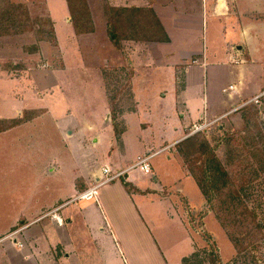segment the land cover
I'll list each match as a JSON object with an SVG mask.
<instances>
[{
	"label": "rangeland",
	"instance_id": "rangeland-1",
	"mask_svg": "<svg viewBox=\"0 0 264 264\" xmlns=\"http://www.w3.org/2000/svg\"><path fill=\"white\" fill-rule=\"evenodd\" d=\"M14 1L26 3L32 17H39L40 21L36 24V30L31 32L0 36V119L15 117L18 113L15 107H40L45 108V112L25 124L0 132V237L9 232L10 226L20 224L22 216L29 218L37 212L42 197L51 198L44 191L46 185L54 187V183L42 181L51 167L50 164L58 166L54 171L55 176H50L51 179L63 181L61 179L67 178L68 174H83L87 169L99 173L100 179H104V163L110 165L112 172L118 167L127 166L128 158L134 159L135 154L142 149V139L145 141V138L153 137L157 141L151 147L150 153L155 155L149 164L158 173L160 188L168 185V189L172 190V217L169 214L167 218L163 209L170 202L162 203L154 198L157 193L135 196L133 201L138 205L142 202L156 205L153 208L156 211L154 220L157 222L152 223V228L149 223L156 239L128 243L117 236L113 223H121L117 220L124 216L123 224H128L126 220L132 218L131 199L122 198L119 193L115 197L111 194L107 195L109 202L106 203L101 192L111 185L99 190L97 188L91 198L78 203V229L84 238L79 240L75 232L70 237H64L68 241L76 235L75 240L82 242L80 251L90 253L83 262L135 264L137 261L141 264H171L174 261L169 260L170 252L166 253L164 250L173 244L176 230H173V235L169 219H175L176 214H183L184 210L186 212L187 208H191L192 211L188 214V219H192L189 230L200 247L196 246L195 253L184 264H264V164L260 163L263 152L256 150L254 154L255 148L264 150V97L260 99V103L251 102L244 106L238 111L239 115L231 114L194 132V126H204V123L197 122L205 118L215 98L217 101L214 102L225 101L226 106L229 105L227 93L221 91V86L227 85V82L223 83L219 73L216 76L212 66H208V74L204 75L202 56L204 44L211 47V42L215 48L219 45L220 54L223 53L220 48L224 47L223 40L219 44L215 36L219 32L221 34L224 27V40L227 45L230 40L227 35L233 34L230 25L237 22L236 17H221L222 21L218 20L220 25L216 26L212 18L206 16L204 23L207 11L202 7L203 0H176L177 3L173 4L176 12L171 7V15L174 20L182 21H176L171 45L162 46L161 42L151 44L149 41H141L151 47L154 51L152 55L145 50L141 52L139 48H133L130 43L126 48L119 43L116 50L113 48L110 33L105 30L104 10L107 3L136 4L142 0H88L96 31L82 35L75 34L73 30L66 0ZM211 1L216 0H210V3ZM252 3L255 7L251 15V22L255 25L251 30L253 54L250 59L244 56L242 62L246 63L243 66L247 71L245 86L249 83L247 94L251 93L253 87L264 86L263 78H254L263 77L264 74L257 69L254 73L249 65L255 60L258 61L256 64L264 67L260 63L264 61V0H252L251 5ZM170 4L171 1L169 6ZM214 4L216 5L213 2L210 6L214 7ZM223 5L222 11L225 13L237 10L236 4L231 0H226ZM249 6L248 3L243 4L241 19L245 22L248 20L243 12ZM51 19L54 21V33L51 32V23L48 22ZM227 22L229 24L225 26ZM168 26L170 32L173 31L170 23ZM189 47L194 51H184ZM195 53L200 56L196 57L199 61L194 62ZM225 69L229 70V66L226 65ZM262 71L264 73V68ZM213 77L220 79L217 86V79ZM39 79L42 85H49L41 93L33 94L30 88ZM104 79H107L108 91L113 96V119L118 115V94L123 92V97L126 98L123 103L132 100L129 94L131 81L137 101L143 102L146 109L152 104V112L141 109L133 114L127 110L125 128L120 124L117 126L118 122L114 121L116 128L113 129L105 123L104 108L109 100L104 92ZM182 87L189 98L193 99V119L201 115L202 117L193 124L190 137L177 147L162 148L165 141L159 142L160 139L171 140L178 136L172 137L171 134H179L181 116L176 110L178 101L175 99V91ZM21 88L25 89V93L20 92ZM3 97H8L9 100L2 101ZM86 124H90L92 128H88ZM204 145L206 150L215 153L230 177L237 180L236 187L242 183L241 177H248V184L240 190L241 199L255 213V220L249 216L241 227L224 225L216 211L219 206L216 203L210 204L203 198L201 188L193 175H180L178 183H175V173L181 172V164L185 163L192 174L189 164L195 154L204 155ZM155 172L145 174L136 168L128 171V177L122 176L106 184L119 185L125 179L128 183L124 187L133 193L134 187L130 185L133 180H139L138 185L149 186L150 183L154 184ZM97 182L93 180L90 186ZM40 184L43 190L37 188ZM178 188L182 192H178ZM203 204L204 208H201ZM44 222L59 226L58 215L55 214ZM158 223L161 225L155 229L153 226ZM249 227L253 228L250 230ZM247 228L252 233L245 239L243 235H246ZM52 236L55 238L57 233ZM48 237L51 241V233ZM233 238L246 248L238 251ZM1 242L5 243L2 240ZM9 243L14 245L10 254L15 257L20 250L14 244L13 238ZM188 245L189 243L186 247ZM154 248L159 251L160 261ZM146 257L149 259H145Z\"/></svg>",
	"mask_w": 264,
	"mask_h": 264
},
{
	"label": "crops",
	"instance_id": "crops-1",
	"mask_svg": "<svg viewBox=\"0 0 264 264\" xmlns=\"http://www.w3.org/2000/svg\"><path fill=\"white\" fill-rule=\"evenodd\" d=\"M170 1H171V4L169 6ZM216 1H213L216 3V5L214 4L215 5L214 7L210 6L211 3H213L212 1L210 3V0L201 1L203 2L202 7H204V9L207 11V14H205V11H204V14H205L204 23H205L206 16H210L212 18L213 24L216 26H219L220 25L219 21H222L221 17L228 18L232 15L233 17H236L237 22L230 25L233 31V34L227 35V38L230 39L228 40L227 45L225 44V40H224L225 34H226V31H224V27H222L221 34L219 32L220 36L219 35L215 36L219 40V44L221 42V39L223 40L224 47L222 46L220 47L221 51L223 52L222 54H220V51L218 48L219 45L215 48L213 45L214 43L212 42H211V47L208 44L207 45L204 44V56H202V58L204 59V75L208 74V66H212L213 70L216 71V74H217L216 76H218V73H219L221 75L219 78L223 79V83L227 82V85L221 86V91L223 93H227L229 105L226 106L225 101H223V103L214 102V101H217V98H215V100L212 102L211 110L206 114V116H204L205 118L203 120L197 122L198 120L201 119L202 115L198 118L193 119V113H192V107H191V103L193 99L189 98L188 94H186V91H184L183 87H182L183 89L181 88V90H179L178 88V91L177 90L175 91L176 92L175 99L178 101L176 110L179 111L180 116H181V121L179 123L180 130L178 131L179 134H175V133L171 134L172 137H175L178 135L177 137L171 140H167L165 138L160 139L159 142L165 141L164 144H162V148L177 147L179 143L186 140L188 136L190 137L191 134H187V131L193 128V124H195L196 122L212 124V123L220 121L224 117H228L231 114H238V111L244 107L245 103H247L249 100L253 99L256 95L264 91V86L263 87L262 86L253 87L254 89H252L251 93L247 94L246 90H248L247 87L249 86V83H248V86L246 87L245 84H246V72L247 71L245 69V66H243L246 63L242 64L244 56L250 59V55L253 54V48L251 47V43L253 40V38L251 37V30L254 28L255 25L251 22V15L254 13V10L252 9H254L255 7L253 3L251 5L252 0H231L232 2L236 4L237 10L226 12V13L225 11H222L223 6H224L223 2H226V0H216ZM176 3H177L176 0H142L140 2H137L136 4H108L107 3V5L140 6V7L151 6L156 12L159 20L164 26L166 33L168 34L170 41H171L172 36H173L172 34L176 30V25H177L176 21H179V22L182 21V20H174V18L171 15L172 14L171 7H173V4H176ZM246 3H248L250 6L245 12H243L245 14V18L248 20L245 22L241 19V13L243 10V4L245 5ZM172 9L174 10V7ZM105 17H106L105 30L109 32V25H108V19H107L106 14H105ZM168 23H170V26L173 29V31L171 32H170ZM228 24L229 23L227 22V25L226 24L224 25L228 26ZM94 25H95V21H94ZM95 31H96V26H95ZM110 38L112 40L111 35H110ZM170 41L164 42V43L161 42V44L162 46L168 45V44L171 45ZM121 43H122V46H125V48L128 47L130 43L131 46H133V48L135 47L139 48L141 52L145 50L147 52H150L152 55L154 52L152 51L151 47L144 45L143 42L141 41L122 40L120 44ZM133 43L135 45H133ZM152 43L157 44L158 42H151V44ZM140 44H143V45H140ZM139 45L142 47H140ZM113 48L115 49L117 48L116 44H114ZM186 50L189 52L194 51L190 47L188 49H185L184 51ZM197 51L198 50H196V52ZM194 55H196L195 58L193 59L195 62L198 60V58L196 57H199L200 54L195 53ZM256 63H258V61L254 60V63L249 64L251 67V71L253 70L255 73V69H257L263 75L264 73L262 69L264 67ZM260 63L264 64V61ZM13 64L15 65L16 63L14 62ZM226 65L229 66V70L225 69ZM205 67L207 68V70ZM258 74L260 76V73ZM254 78L264 79V76L254 77ZM213 79H217V77H213ZM220 79H217L216 86L218 82L220 81ZM99 80H103V79H98V81ZM177 81L180 82V80L178 79ZM37 82L38 83L35 85L36 87L33 86L32 88H30V91H32L33 94L41 93L44 90V88L49 85V84L42 85L40 83V79ZM132 86H133V82L131 81L129 85L130 87L129 94L132 99L131 102L123 103V100L126 99L125 97H123L124 96L123 92H120L118 96L116 97V100L119 105L118 107L119 110H118L117 117L115 115L116 118L113 119L114 116L111 110L113 109L111 108V104H112L111 99L113 98V96H111V92L109 93L108 91L109 86H108L107 79H104V83H103L104 92L107 95L106 98L109 100V102L106 104V107L104 108L105 123H107L108 125H111L113 129L116 128L114 126V121L118 122L117 126H119L120 124V126L122 125L125 128V123L127 121L126 119L127 110L133 114H137L139 110L141 109L147 110L149 112H152L153 110L152 108L154 106L152 104H149L148 109H146L145 105H142L143 102L137 101V98L135 97V93H134V88ZM20 90H22L20 91L22 94L25 93V89L23 90V88H21ZM21 93L17 92V94L19 95ZM204 97L206 96L204 95ZM6 98L8 97H3L1 99L2 101L9 100V98L8 99ZM130 105L132 107H130ZM15 108H16V112H18L16 116L12 118H4V119L22 118L25 114V111L41 110L42 112L36 116H39L45 112V108H40V107H35V108L23 107L21 109H17L18 107H15ZM36 116H34L33 118H35ZM33 118L28 119L27 121L23 123L25 124L31 121ZM239 119L240 117H238V120ZM86 126L88 128H92L90 124H86ZM115 137L118 138V136H115ZM142 141H143L142 142L143 144L141 147L142 149L135 154L134 159L128 158V163H126L127 166L118 167L115 169V171L125 170L132 164L133 161H135V159L137 160L138 157L149 154L151 151L150 150L151 147L153 145H156L157 140H154L153 137H149V138H145V141L142 139ZM181 162L183 163L184 160H182ZM50 165L51 167L48 169V172L46 173V175H44V178L42 179V181H46L45 183L47 182L54 183L53 185L54 187L49 186V185L45 186L44 192L48 193V195L51 196V198L49 199V198L42 197L40 199V205H39L40 208L38 209L37 212H34L33 215L29 218L28 217L25 218L22 216L20 220V224L10 226L9 232L6 235L0 237V241L1 240L5 241L4 244L2 242L0 243V245H2V247L0 246L1 247L0 264L2 263L3 264H87L83 262V260H86L85 257L90 253L87 254L85 251H80L81 249L80 243L82 242L78 241V239L80 240V238L82 239L84 238V236L81 237L82 236L81 232L78 229V224H80L78 223L79 215H80V212H79L80 207L78 203L80 200H85V199L75 200V197L82 191L86 190L87 188L92 187L94 184L90 186V183H92L93 180L96 181L98 178H100V174L96 173L93 170L87 169L85 170L83 174H81L80 172L79 174L71 172L72 174L70 175L68 174L67 178L61 179L63 181H60L59 179L58 180L51 179L50 176H53V177L55 176L54 171L58 169V166L53 163ZM102 167L110 168V165L107 163H104ZM180 168H181V172L179 174L177 172L175 173V177L177 179L176 180L177 182L175 183H178L179 181L178 177H180V175L188 174L189 176H192V174L189 173L188 169L186 168L185 163L181 164ZM128 171L123 175V178L128 177L127 175ZM153 171L155 172L154 169H152L151 172ZM157 175H158L157 172L153 174L154 184L150 183V185L148 184L149 186H146V187H144L145 186L144 184L138 185L137 183L140 182L139 180H133L132 183H130V185L134 187L133 193H131V191L127 190L124 187V184L126 185V183H128L127 181H125V179H122V183H118L119 185H115L116 183H112L109 185L104 184L98 187V190H99L100 188L103 189V188H106V186L111 185L110 188L104 189V191L101 192V197L104 199V202L106 203L109 202L107 195L113 194V196L115 197V194H118V193L120 194L122 198L129 197L128 199L129 200L131 199L132 201V205H133V207L131 206L132 218L126 220V223L128 224L126 225L123 224V220L125 219L124 216H120L121 218L117 220V221H121V223L120 222L113 223L117 236H120L123 241L126 240L128 243H131V242L139 243L141 239H146L148 241H151L152 239L153 240L156 239V236L153 234V232L151 231L149 227V223L151 224V228H152V223L157 222L156 219L154 220V217L156 216V211H155V208H153V207H156V205L148 204L145 202H142L140 205H138L137 203L133 201V198L135 196H139V195L140 196H150L149 192L157 193L154 196V198H157L162 203H164L165 201L170 202V205H168L169 210H168V206H165V208L163 209H165L164 213H165V216H167V218L169 214L172 217V212H171L172 201L170 199L172 196V190L168 189L169 188L168 185L167 186L165 185V187L160 188L161 181H159V176ZM37 188H39L40 190H43L41 184L40 186H37ZM51 191H53V193H51ZM177 191L182 192L180 188H178ZM203 198H204V195H203ZM203 203H204V200H203ZM202 207L204 208V204L201 206V208ZM157 208H160V207L157 206ZM54 209H57V211L49 214ZM40 211L41 213H39ZM189 211H192L191 208H187L186 212L184 210L183 214H180V215L176 214L175 219L174 218H171V220L169 219V221L171 222L170 225L172 228V234H173V230H176V235L174 236L175 238L173 239V244H171L169 247L167 246V248H165L164 250L166 253L170 252L171 256L169 257V260L174 261V262H171V264H184V261L190 258L195 253L196 246L200 247V245L197 242H195L193 238L191 237V233L189 229L191 228L190 225H191L192 219L190 218H189L190 220L188 219ZM55 214L58 215L59 226H56L55 224L48 225L47 223L44 222L45 219L49 217H53V215ZM146 219L150 221H146ZM160 225L161 223H158V225H155L153 227L155 229H158ZM14 229L20 230V232L13 239V242L14 244L17 245V248L20 250V253L17 254L15 257L13 256L11 257L10 252L14 249V245L12 243H9L10 239H7L5 237ZM101 230L102 232L105 231L104 228L102 227H101ZM73 232H75V234L78 236V239L75 240L77 238L75 235V237L67 241L64 237H68V236L70 237ZM49 233H51V241L49 240L50 238L48 237ZM56 233H57V236L53 238L52 235H55ZM103 236H106V235L103 234ZM83 242L85 243L84 240ZM187 243H189L188 247H186ZM154 250L156 252L155 254H156L157 259H159L160 261L161 257H159V251H157L155 248ZM153 258H155V256ZM145 259H149V258L146 257ZM134 263L141 264L137 261H135Z\"/></svg>",
	"mask_w": 264,
	"mask_h": 264
},
{
	"label": "trees",
	"instance_id": "trees-1",
	"mask_svg": "<svg viewBox=\"0 0 264 264\" xmlns=\"http://www.w3.org/2000/svg\"><path fill=\"white\" fill-rule=\"evenodd\" d=\"M66 2L75 34L93 33L95 25L88 0H66ZM104 11L108 19L109 33L117 46L122 40L163 43L170 41L164 26L151 6L106 5ZM39 21V17H32L26 3L14 0H0V36L31 32L36 30V24ZM48 22L51 23L49 24L50 26L52 25L51 32L54 33L53 20H48ZM41 112V110L25 111L22 118L0 119V132L17 126ZM192 129L188 130L187 134L192 133ZM254 150V154L256 150L263 152L260 159L262 161L260 163L263 165L264 150L261 148H255ZM186 159L189 160L187 157ZM189 166L206 200L210 204L216 203L219 206L216 211L222 224H229L231 227H241L242 224L246 223L249 216L255 220V213L248 209L241 199L240 190L248 184V177H241L242 183L239 184V187H236L237 180L230 177L222 163L216 158L215 153L206 150L205 145L204 155L195 154ZM262 173H264V167L262 168ZM258 227L261 228V225ZM250 230L247 228L246 235H243L245 239L250 237L252 233ZM233 239L236 240L235 238ZM234 240V246L238 251L246 248L245 245L239 244L237 240Z\"/></svg>",
	"mask_w": 264,
	"mask_h": 264
},
{
	"label": "built area",
	"instance_id": "built-area-1",
	"mask_svg": "<svg viewBox=\"0 0 264 264\" xmlns=\"http://www.w3.org/2000/svg\"><path fill=\"white\" fill-rule=\"evenodd\" d=\"M264 97V91H262L261 93H259L258 95H256L253 99L249 100L247 103L244 104H250L251 102L254 103H260V99H262ZM210 123H204L203 125L199 126H194V132L198 131L199 129H202L203 127H206L207 125H209ZM155 154H146L143 156L138 157V159L131 164L127 169L125 170H118V171H114L112 172V170L109 167H104L103 168V174L106 176L104 179H97V183L94 184L92 187L87 188L86 190L82 191L81 193H79L76 197L75 200L78 199H89L92 197V195L94 194L95 190L101 186L104 185L108 182L114 181L115 179L122 177L128 170H132V169H136L139 168L141 171L145 172V173H151L152 169L151 166L149 164L150 159L154 156ZM55 211H57V209H54L53 211H51L49 214L54 213ZM20 232V230H15L10 232L5 238L7 239H14V237Z\"/></svg>",
	"mask_w": 264,
	"mask_h": 264
}]
</instances>
